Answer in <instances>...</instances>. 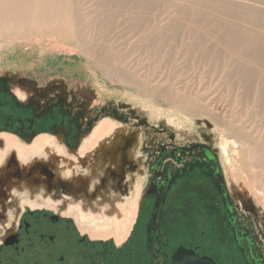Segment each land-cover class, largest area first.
<instances>
[{
	"label": "rangeland",
	"instance_id": "rangeland-1",
	"mask_svg": "<svg viewBox=\"0 0 264 264\" xmlns=\"http://www.w3.org/2000/svg\"><path fill=\"white\" fill-rule=\"evenodd\" d=\"M20 3L49 23L0 40V76L23 85V100L61 90L90 109L132 112L146 123L142 145L212 146L232 198L264 233V206L251 193L264 198V0H12L7 12Z\"/></svg>",
	"mask_w": 264,
	"mask_h": 264
},
{
	"label": "flooded vegetation",
	"instance_id": "flooded-vegetation-1",
	"mask_svg": "<svg viewBox=\"0 0 264 264\" xmlns=\"http://www.w3.org/2000/svg\"><path fill=\"white\" fill-rule=\"evenodd\" d=\"M22 88L0 76V134H12L25 144L48 134L72 151L100 119L109 118L135 136V157L129 154L135 169L123 173L122 185L128 193V173H136L132 184L136 178L146 181L137 223L125 246L91 239L59 213L26 210L0 234V264H264V233L232 198L212 146L142 145L146 123L132 112L90 109L83 98L61 90L21 101L14 91ZM130 118L135 128L129 127ZM183 249L187 255L176 256Z\"/></svg>",
	"mask_w": 264,
	"mask_h": 264
},
{
	"label": "bare ground",
	"instance_id": "bare-ground-1",
	"mask_svg": "<svg viewBox=\"0 0 264 264\" xmlns=\"http://www.w3.org/2000/svg\"><path fill=\"white\" fill-rule=\"evenodd\" d=\"M9 1L11 2L12 0H2V3H0V4H5L4 7H2V5L0 6V40L2 38L4 39V37H3L4 32H6V31L12 32V31H14V29L16 30L15 27H19V30H20V26L23 27L24 24L33 26L30 28H32L34 30H35V27L39 26V28H42L46 24H49L45 20L38 17V15L35 12H27L28 8H27V6H25V4L21 5V3H20V5L18 4L17 6H14V7H16L15 10H13L14 9L13 6H12L13 8L11 7L12 11L16 12V10H18L19 11V12L17 11L18 13L17 12L16 13L7 12V11H9L8 10ZM131 2H132V0H131ZM145 2H147V1H145ZM12 4H13V2H12ZM135 5H136V3H135ZM171 7H172V5H171ZM251 7H253V6H251ZM255 7L256 6L254 5V10H255ZM9 9H10V7H9ZM229 9H230V7H229ZM263 9H264V7H263ZM208 11L210 12V10H208ZM221 11H224V10H221ZM242 11H244V10H242ZM131 12H132V9H131ZM176 20H177V18H176ZM171 24H173V23H171ZM24 28H26V27L24 26ZM17 30H18V28H17ZM19 30L17 32H19ZM34 30H32V31H34ZM20 31H22V30H20ZM26 31H28V30H26ZM17 32H15V34H17ZM79 32H81V31H79ZM13 34H14V32H13ZM78 46H80V45H78ZM93 46H94V44H93ZM89 48H91V47H89ZM105 49L107 50V48H105ZM86 55H88V54H86ZM100 64H101V62H100ZM100 72H101V70H100ZM106 73H107V71H106ZM108 73H109V71H108ZM110 74H108V75H110ZM128 75H130V74H128ZM120 81H122V80H120ZM124 83H125V81H124ZM128 84H131V83H128ZM130 86L131 85H129L128 87H130ZM14 96L18 100H23V98H24V95L22 93H20L19 91H15ZM157 110H158V108H157ZM200 117H203V116H200ZM120 130H122V129H121V126L119 125V123L113 121L112 119L107 118V119L100 120L97 124H95L93 130L90 132L88 137L84 138L81 141V144L79 145L75 155L68 154V152L63 148V146H61V144H59L52 136H50L48 134H40V135L36 136L31 141V143L25 144V143L21 142L17 137H15L12 134L2 133V134H0V140H1V142H0L1 143V145H0L1 146L0 147V168L3 166V164L7 160L8 156L12 153L15 155L16 160L21 167L26 166L27 164H29L32 161H40V160L45 161L47 159H51V160H54L56 162L55 174L58 178L65 180V181H70V180L72 181L77 176L88 178L89 179V187H88L87 191L89 194V192L93 189V187L99 182V178L102 175L103 168L99 167V165H97V164H92V165H90V167H87V168H81L79 165V162L82 161L83 159H85L87 156H90L93 153V151L98 147L99 144H101V143L109 144L111 139H112L113 134L121 132ZM233 133H234L233 134L234 137L235 136L238 137V135H237V133H235V131H233ZM229 144L232 147L235 146L236 140L228 139V141L225 140L223 142V144L220 145L221 150H222V154H223L224 163H225V165L229 166V167L227 166V169L230 168V160H231V157L229 155V151H230ZM135 150L136 149H132L130 151V153L133 157H135ZM233 152L234 151L232 150V153ZM246 155H248V154H246ZM248 158L249 157H247V159ZM250 158H251V156H250ZM256 158H258V157H256ZM88 160H89V162H91L90 157L88 158ZM256 160L254 158L255 162L253 161V159L248 160V162L252 161L253 163L250 162V163H252L251 165H253L254 163L256 165L258 162H259V164H262V163H260L261 161H257V163H256ZM261 160H263V163H264V159H261ZM259 164H257L256 169L259 168L258 167ZM243 166H245V165H243ZM248 168H250V167H248ZM251 168H252V166H251ZM240 170H242V169H240ZM262 170H263V168H262ZM249 171H247L248 174L252 175L253 172L249 173ZM262 173H261V175H262ZM248 174H247V176H248ZM135 176H136V173H134V174L128 173L126 175V180H127V184H128V193L126 195H119L118 193H113V192H110L109 190H106V191H104V194L102 197H100V198L97 197L94 199L90 198L89 197L90 195L87 196L85 194H80L78 196L77 195L74 196L73 194H63V195H61V194L58 195L56 193L47 194L44 191V188L41 186L40 187H29V186H26L24 183L15 184V186L11 187V189L8 191L9 193L7 194V200L5 202H3L2 205H0V216L3 217V221L0 222V234L3 233L4 229H6L9 225L17 222V220L20 218L21 214L26 210L37 211V212L42 211V210H50V211H53L55 213H59L61 216L65 217V218L72 219L77 230L82 234L88 235L89 238H91V239L109 240L110 242H112L117 247L125 246L127 244V242L130 240V237L132 236V233L135 229V226L137 223V218H138V213L140 210V201H141L144 189H145V181L146 180L144 181L143 179L136 178V180L133 184L130 182L131 178L135 177ZM74 183H76V182H74ZM259 188H258V190H259ZM249 191H251V190H249ZM261 191H260V193H262ZM251 193L256 199H258L257 202L260 205V207L264 206V198L262 197V194H260V193L255 194V192L253 190L251 191ZM4 225H6V226H4Z\"/></svg>",
	"mask_w": 264,
	"mask_h": 264
},
{
	"label": "water",
	"instance_id": "water-1",
	"mask_svg": "<svg viewBox=\"0 0 264 264\" xmlns=\"http://www.w3.org/2000/svg\"><path fill=\"white\" fill-rule=\"evenodd\" d=\"M31 95L37 94L33 93ZM89 134L90 132L82 136L81 141L88 137ZM134 142L135 136L132 134L115 133L109 144H99L90 156L79 162L81 168L90 167L92 164H97L103 168L102 175L99 178V185H95L89 194L87 191L89 187L88 178L77 176L72 181L58 178L55 174L56 162L51 159L32 161L26 166L21 167L12 153L0 168V205L7 200V194L11 187L18 183H24L29 187L41 186L47 194H73L74 196L85 194L87 196L90 195L89 197L94 199L102 197L104 191L109 190L119 195H126L127 188L122 185V175L125 171L131 172L135 169L129 157ZM78 147L75 150L67 151L68 154L75 155ZM89 157L91 158V162L88 160ZM177 255L183 257L187 255V252L183 249L182 251H178ZM185 264L211 263L210 261L199 260Z\"/></svg>",
	"mask_w": 264,
	"mask_h": 264
}]
</instances>
